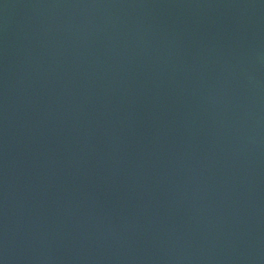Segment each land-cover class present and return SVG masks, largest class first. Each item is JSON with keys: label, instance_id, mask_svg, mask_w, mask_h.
Listing matches in <instances>:
<instances>
[{"label": "water", "instance_id": "water-1", "mask_svg": "<svg viewBox=\"0 0 264 264\" xmlns=\"http://www.w3.org/2000/svg\"><path fill=\"white\" fill-rule=\"evenodd\" d=\"M0 264H264V0H0Z\"/></svg>", "mask_w": 264, "mask_h": 264}]
</instances>
